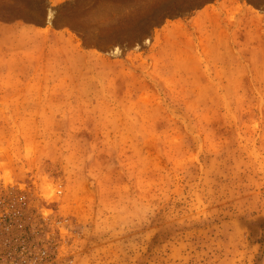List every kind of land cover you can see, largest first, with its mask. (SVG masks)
Here are the masks:
<instances>
[{"label":"rangeland","instance_id":"1","mask_svg":"<svg viewBox=\"0 0 264 264\" xmlns=\"http://www.w3.org/2000/svg\"><path fill=\"white\" fill-rule=\"evenodd\" d=\"M0 264H264V0H0Z\"/></svg>","mask_w":264,"mask_h":264}]
</instances>
